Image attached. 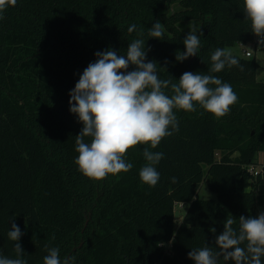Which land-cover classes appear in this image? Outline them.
Here are the masks:
<instances>
[{"label": "trees", "instance_id": "trees-1", "mask_svg": "<svg viewBox=\"0 0 264 264\" xmlns=\"http://www.w3.org/2000/svg\"><path fill=\"white\" fill-rule=\"evenodd\" d=\"M176 3L179 9L169 12ZM243 8V0H17L7 8L0 20V254L15 258L7 236L15 217L28 264H43L45 245L58 247L61 260L75 257L74 264H195L188 252L215 248L229 213L234 228L241 215L258 214L264 168L255 176L250 167L259 166L264 151L259 64L234 54L243 71L210 72L217 48L253 39ZM190 20L200 23L201 47L177 62L188 34L178 23ZM156 21L164 27L163 41L148 36ZM132 24L137 29L129 33ZM136 38L151 49L147 59L158 62L160 79L178 83L184 72L211 74L231 84L238 102L219 119L198 104L194 112L174 109L178 132L155 149H130L127 173L93 181L74 163L83 125L69 111V92L97 51L125 55ZM145 147L164 153L155 187L139 177ZM203 181L217 199L199 197ZM176 204L187 205L179 223Z\"/></svg>", "mask_w": 264, "mask_h": 264}, {"label": "clouds", "instance_id": "clouds-1", "mask_svg": "<svg viewBox=\"0 0 264 264\" xmlns=\"http://www.w3.org/2000/svg\"><path fill=\"white\" fill-rule=\"evenodd\" d=\"M16 3L17 0H0V20L7 8ZM243 5L244 16L251 22V31L258 37L259 47L264 46V0H243ZM188 28L190 30L183 39L185 51L175 53L177 62L197 56L201 47V29L191 22ZM136 29L137 25L132 24L128 32ZM143 34L141 28L138 36L143 37ZM148 36L163 41L162 23L156 21L148 29ZM149 51L151 49L146 48L142 38L129 43L125 55L111 48L97 51L95 61L88 64L69 92V111L83 125L75 136L78 156L74 163L90 180L102 181L109 175L127 173L133 168V164L126 160L130 149L137 145H150L155 149L165 137L178 132L179 122L174 109L194 112L198 104L219 119L228 115L231 106L238 102L231 84L211 74L184 72L178 83L172 79H160L158 62L147 59ZM211 62V73L233 66L243 71L239 59L227 48H217L211 55ZM130 66L132 70H129ZM169 88L173 93L171 96L164 91ZM86 137L90 138L89 142L85 141ZM143 157L146 163L139 171L140 180L155 187L160 180L156 165L164 158V153L145 147ZM176 182L177 178L172 177V183ZM14 220L15 217L10 220L7 236L15 242V258L0 254V264H28L19 243L24 233ZM234 224L236 220L229 213L223 222L222 233L215 235L216 229L211 228L216 247L206 244L193 248L188 252V258L195 264H220L221 258L225 264H262L264 210L254 217L241 215L237 228L233 227ZM44 248L47 255L43 264H74L75 257L72 256L61 260L58 247L45 245Z\"/></svg>", "mask_w": 264, "mask_h": 264}, {"label": "rangeland", "instance_id": "rangeland-1", "mask_svg": "<svg viewBox=\"0 0 264 264\" xmlns=\"http://www.w3.org/2000/svg\"><path fill=\"white\" fill-rule=\"evenodd\" d=\"M179 9V3H176L174 6L171 7L169 12H174L175 10ZM193 23L198 28L200 27V23L195 20H190V21H185V22H180L178 23V26L184 31V32H189L188 25L189 23ZM227 49L231 50L233 54H237L239 56H244L245 57V52L244 50H250L253 52L252 58H255L256 61L259 64V68L257 70L256 78L258 81H264V49H255V45L253 43L247 42V43H239L236 44L235 46H227ZM257 161L259 164H264V151H260L257 155ZM261 165H259L260 167ZM204 169L206 171L207 166H204ZM199 197L203 199H217L216 193H214L209 187L206 181H203L201 183L200 189H199ZM187 208L186 204H176L175 205V210H179L180 214L178 216H175L176 222L179 223L182 220V216L185 213ZM264 210V206H258L257 211Z\"/></svg>", "mask_w": 264, "mask_h": 264}, {"label": "built area", "instance_id": "built-area-1", "mask_svg": "<svg viewBox=\"0 0 264 264\" xmlns=\"http://www.w3.org/2000/svg\"><path fill=\"white\" fill-rule=\"evenodd\" d=\"M250 43H253L255 45V49H258V47H259L258 37H256L254 35V37L250 41ZM259 49H264V46L259 47ZM244 52H245V57H252L253 56V52L250 50L245 49ZM259 165H261V166L260 167L259 166H257V167L251 166L250 167L251 172H253L255 176L258 175L260 173V171H262L264 168V164H259Z\"/></svg>", "mask_w": 264, "mask_h": 264}, {"label": "water", "instance_id": "water-1", "mask_svg": "<svg viewBox=\"0 0 264 264\" xmlns=\"http://www.w3.org/2000/svg\"><path fill=\"white\" fill-rule=\"evenodd\" d=\"M180 214L179 210H175V216H178Z\"/></svg>", "mask_w": 264, "mask_h": 264}]
</instances>
